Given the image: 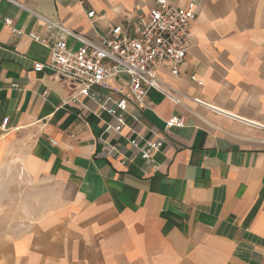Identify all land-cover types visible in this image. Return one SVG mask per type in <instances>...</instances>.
Segmentation results:
<instances>
[{"label": "crops", "instance_id": "1", "mask_svg": "<svg viewBox=\"0 0 264 264\" xmlns=\"http://www.w3.org/2000/svg\"><path fill=\"white\" fill-rule=\"evenodd\" d=\"M153 2L0 0V164L50 183L56 198L0 237V264H264V0H199L179 75L158 64L161 91L128 103L119 133L89 99L67 104L68 82L32 69L49 50L26 35L51 42L52 23L95 41ZM5 19L24 36L13 42ZM128 82L99 93L114 99ZM172 116L185 126L166 130ZM161 136L152 162L129 145Z\"/></svg>", "mask_w": 264, "mask_h": 264}, {"label": "built area", "instance_id": "2", "mask_svg": "<svg viewBox=\"0 0 264 264\" xmlns=\"http://www.w3.org/2000/svg\"><path fill=\"white\" fill-rule=\"evenodd\" d=\"M153 3V8L145 17L127 19L124 25L112 26L107 34L98 36L95 41L84 39L52 23L46 25L47 31H56V38L51 42L33 33L26 35L32 42L49 50L48 62L34 63L33 71L43 73L47 70L68 82L75 94L67 104L78 105L80 99H89L115 120L113 130L119 133L124 126L128 103L142 107L150 91H161L156 78L158 64H169L171 75H179L199 0H188L184 6L176 5L174 0H154ZM86 16L92 19L94 12L90 11ZM4 26L10 31L13 42L24 36L13 28L11 20L5 19ZM66 37L80 42L81 46L72 51L65 43ZM120 75L129 79L127 91L114 92V99L103 97L99 92L105 88L104 83ZM7 121H2V128L6 127ZM184 126L182 117L172 116L165 123L166 130L182 129ZM140 142L143 145L138 148ZM164 142L165 136L153 141L138 137L130 140L129 145L133 150L139 149L143 160L152 162L153 154L159 151ZM115 152L116 147H108L106 153L111 156Z\"/></svg>", "mask_w": 264, "mask_h": 264}, {"label": "rangeland", "instance_id": "3", "mask_svg": "<svg viewBox=\"0 0 264 264\" xmlns=\"http://www.w3.org/2000/svg\"><path fill=\"white\" fill-rule=\"evenodd\" d=\"M54 187L24 176L18 164H0V237L24 222L38 219L54 204Z\"/></svg>", "mask_w": 264, "mask_h": 264}]
</instances>
